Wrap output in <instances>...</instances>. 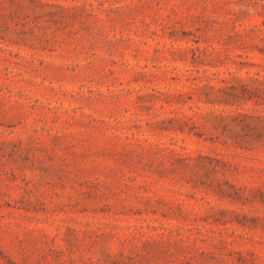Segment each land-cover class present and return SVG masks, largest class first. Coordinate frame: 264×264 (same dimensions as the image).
I'll use <instances>...</instances> for the list:
<instances>
[{"label": "rangeland", "instance_id": "1", "mask_svg": "<svg viewBox=\"0 0 264 264\" xmlns=\"http://www.w3.org/2000/svg\"><path fill=\"white\" fill-rule=\"evenodd\" d=\"M0 264H264V0H0Z\"/></svg>", "mask_w": 264, "mask_h": 264}]
</instances>
